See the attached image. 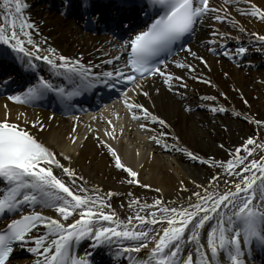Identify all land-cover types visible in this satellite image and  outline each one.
I'll return each mask as SVG.
<instances>
[{"label":"snow or ice","instance_id":"obj_1","mask_svg":"<svg viewBox=\"0 0 264 264\" xmlns=\"http://www.w3.org/2000/svg\"><path fill=\"white\" fill-rule=\"evenodd\" d=\"M150 3L152 8L145 13L143 27L133 29L129 38L120 45L126 53L123 60L119 55L114 57L119 62V68L93 72L91 69L94 66L90 63L59 54L55 48L49 47L46 50L48 54H41L40 44L27 30L35 27L22 11L27 4L23 0H0V43L7 46L0 49V55L14 54L23 67L32 70L35 79L34 83H28L23 92L11 95L10 99L27 104L54 93L65 105V110H69L72 105L68 101L72 97L99 84L113 87L112 80L116 78L135 83L137 79L159 75L169 87L174 78L182 80L183 77L166 70L167 59L173 56L178 47H183L196 57L197 53L192 51L185 38L191 36L205 15L224 21L229 19L230 13L216 14L221 9L211 5L210 0H150ZM147 7L144 5V8ZM251 8L253 16L264 20V9L255 4H251ZM251 35L255 41L264 42V34ZM211 43H216V40ZM27 45H32V48ZM247 50L241 46L236 51L237 54H244ZM225 55L230 53L226 52ZM199 58L207 64L204 57ZM36 60L46 62L50 77L39 73ZM108 62L111 63V59ZM173 63L187 69L194 67L187 62L173 60ZM51 77H62L66 83H58ZM140 90L145 96L148 95L143 88ZM125 103L129 110L143 109L146 119L167 123L142 104L128 103L127 100ZM212 110L224 111L220 106ZM132 116L135 119L138 113L132 111ZM36 123L33 121V124ZM147 126L140 125L142 128ZM39 127L43 129L44 125L40 124ZM151 138L161 143L159 138ZM254 143L253 137L247 138V144ZM163 147L168 148L169 144L164 142ZM107 148L115 160V166L126 169L134 178L129 183L140 184L138 172L122 162L111 144ZM241 148L249 155L254 153L252 147L241 145L230 150L236 153L233 158L217 162L182 149L193 160L211 163L213 167L219 163L229 176L228 183L233 185L232 188L220 191L213 182L218 183L223 177L221 172H216L207 182L211 190L204 185L199 186L202 192H193L195 200L189 198L177 205L175 201L168 204L162 198H156L150 206L147 202L140 203L137 197L136 206L140 211L148 208L151 211L145 215L138 211L134 217L121 220L114 210H105L111 209L107 199L112 195L111 190L106 196H100L84 183L70 186L77 185L75 178L78 173L74 169L61 163L56 158L57 153L29 129L7 118L0 119V218L15 217L9 219L5 228L0 230V264H11L10 255L14 247L17 244L26 245L30 240L34 241L29 248L38 257L36 264H91L85 258L88 253H85V257L73 253L75 245L84 238L91 240L93 247L115 244L118 256L121 255L120 248L126 254L139 253L151 244L145 256L129 257L132 264H221V253L229 264H247L245 257L250 255L253 246L264 250V163L260 162L264 161V156L260 161L251 159L245 163L246 157L240 155ZM53 166L72 178L70 183L56 174ZM79 180L83 181L84 177L79 176ZM143 187L150 185L144 184ZM38 208L54 209L59 218L46 215ZM100 221L110 224H101ZM38 226H43L41 234L33 235V230ZM202 229H205L206 236L202 234ZM205 238L206 245L203 242Z\"/></svg>","mask_w":264,"mask_h":264},{"label":"bare ground","instance_id":"obj_2","mask_svg":"<svg viewBox=\"0 0 264 264\" xmlns=\"http://www.w3.org/2000/svg\"><path fill=\"white\" fill-rule=\"evenodd\" d=\"M23 2L27 4V8L22 10L25 18L35 25L27 30L33 33V39L40 44L41 54H48L46 50L52 47L59 54L90 63L95 72L119 68V62L114 57L119 55L123 60L125 52L120 47L123 42L116 43L107 36L94 37L83 32L79 25L62 16L63 10L58 13L57 0H53L52 8L49 7L50 0ZM67 2L73 4L76 1L65 0L64 8L69 5ZM210 4L221 9L216 14L230 13V17L217 21L212 19L211 15H205L203 21L197 25L198 35L201 37L197 35L189 44L197 56L193 57L184 49L174 58L176 61L193 64V69L180 67L173 61L167 66V71L183 77L182 80L174 78L171 87L159 75L136 82L125 92H121L109 107H102L79 118H63L48 109L16 103L10 99L13 95L11 93L0 97V119L7 118L29 129L57 153L56 158L60 159L61 163L74 169L78 173L75 178L77 185L70 186L76 187L84 183L100 196H106L111 190L112 195L107 197L111 209L105 210H114L121 220L134 217L140 211L136 206L137 197L140 203L147 202L150 206L156 198H162V201L168 204L175 201L177 205L185 203L189 198L195 200L193 192H202L199 186L204 185L211 190L207 182L216 172H221L223 178L218 183H213L220 191L227 190L229 179L223 176L224 171L219 165L216 172L210 170L209 168L213 167L211 163L193 160L182 149L186 148L206 160L221 159L226 162L236 155L231 149L241 145L248 147L247 138H254L258 130L264 127V123H256L264 121V71H260L263 63H251L243 54L234 52L225 55L220 50L227 43L237 48L249 43H258L260 50L264 51V42L255 41L251 35L264 34V20L251 14V4L264 9V0H251V3L250 0H210ZM76 9L71 7L70 10L74 12ZM212 33L226 35L213 36ZM212 40H216V43H211ZM27 47L32 48V45ZM201 56L207 64L199 58ZM109 59L111 63L108 62ZM1 62L14 63L15 72L22 73L19 67L25 69L17 62ZM47 67L49 68L48 65ZM140 88L148 95L145 96ZM257 95L261 98L258 102ZM126 100L128 103L144 105L149 112L159 115L167 123L160 124L150 118L146 119L143 109L129 110ZM245 103L249 104V107L243 106ZM217 106L222 107L224 111H213ZM132 111L138 113L137 118H133ZM226 113L229 119L221 120V115ZM245 120L254 122V127L243 125L241 121ZM33 121L37 123L33 124ZM40 124L44 125L43 129H40ZM141 124L148 126L142 128ZM151 137L159 138L161 143H156ZM164 142L169 144L168 148L163 147ZM108 144L117 150L123 163L138 172L140 184L129 183L134 178L126 169L115 166V160L107 148ZM244 151V148L240 149V153ZM241 155L244 156V153ZM53 171L66 183H70L72 178L62 174L59 168L53 166ZM79 176H83L84 180L80 181ZM144 184L150 187L145 188ZM37 210L59 218L54 209ZM150 211L151 208H148L140 211V214L145 215ZM12 218L10 216L7 219ZM100 223L110 224L108 221ZM41 229L32 234L40 235ZM205 229L201 231L206 236ZM203 242L206 245V238ZM33 244L34 241L31 240L26 245L18 244L19 252L30 254L17 264H36L38 257L29 248ZM149 248H142L139 253L127 254L120 248L121 255L118 256L115 244L93 247V242L84 238L75 245L73 252L80 250L88 253L94 264H132L130 256L143 257ZM245 259L247 264H264V250L259 247H256V250L252 248L250 255ZM220 260L221 264H229L223 253Z\"/></svg>","mask_w":264,"mask_h":264},{"label":"rangeland","instance_id":"obj_3","mask_svg":"<svg viewBox=\"0 0 264 264\" xmlns=\"http://www.w3.org/2000/svg\"><path fill=\"white\" fill-rule=\"evenodd\" d=\"M259 46H257L256 44H253V45H251V44H249L248 46H247V51H246V53H250V55H252V56H250V55H248L249 56V58L248 59H251L250 61H257V62H263L264 61V55H262V54H264L263 52H261V51H259L260 50V48H258ZM235 51V50H234ZM257 53V54H256ZM258 55V56H257ZM251 57V58H250ZM257 57V58H256ZM260 57H262V58H260ZM260 71H264V69H260ZM259 99H261V98H259V96L257 95L256 96V100H257V102L259 101ZM256 100L254 101V102H256ZM249 104H244L243 106H248ZM249 107V106H248ZM257 106H255V108H256ZM258 108V107H257ZM222 117H220L221 118V120L222 119H224V121L225 120H227V119H229V115H227V113L226 114H224V116L223 115H221ZM242 122V124L243 125H246V124H248L249 126H252V127H254V122H249V121H247V120H245V121H241ZM254 141H255V143L254 144H252V145H248V147H252L253 149H254V153L252 154V155H249L246 151H244V152H242V153H244V156L246 157V161H245V163H247V160H251V159H256V160H258V161H260V158L262 157V156H264V127L263 128H261V129H259L258 130V133L255 135V137H254ZM242 153H240V155L242 154ZM219 161H221V159H218V161L217 162H219ZM260 162H262V163H264V161H260ZM219 165V163H217V165L215 166V167H212V168H209L210 170L211 169H213V170H215V172L217 171L216 169H217V166ZM239 165L237 166V168L239 169ZM224 171V170H223ZM253 171H255V170H253ZM224 174L225 175H223L226 179H229V176L227 175V173H225L224 172ZM218 181H220V179L218 180ZM228 189H230V188H232L233 187V185L231 184V183H229L228 184Z\"/></svg>","mask_w":264,"mask_h":264}]
</instances>
